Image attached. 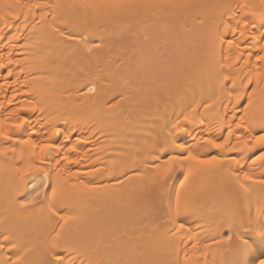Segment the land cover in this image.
<instances>
[{
	"label": "bare ground",
	"instance_id": "obj_1",
	"mask_svg": "<svg viewBox=\"0 0 264 264\" xmlns=\"http://www.w3.org/2000/svg\"><path fill=\"white\" fill-rule=\"evenodd\" d=\"M191 2L95 18L0 0V264L264 258L240 187L264 176V3Z\"/></svg>",
	"mask_w": 264,
	"mask_h": 264
},
{
	"label": "snow or ice",
	"instance_id": "obj_2",
	"mask_svg": "<svg viewBox=\"0 0 264 264\" xmlns=\"http://www.w3.org/2000/svg\"><path fill=\"white\" fill-rule=\"evenodd\" d=\"M264 3V0H262ZM74 7L82 8L86 14L91 15L95 18H105V17H112V16H124V15H135L142 12H148L155 9H191L194 7H198V5L191 2V0H79L78 4H74ZM12 5H9V8ZM30 7H40V5H34ZM3 17L0 16V19ZM229 46H231V42H229ZM95 91V89H92ZM252 101L249 100V104L251 105ZM239 127V125H237ZM58 131V130H57ZM27 143H33V141L29 140ZM212 143L214 147L221 148L222 145L218 143ZM257 143L264 145V135H261L257 138ZM53 147L51 144L44 145V150ZM264 158V157H262ZM178 157L172 156L171 159L167 162L171 165L173 162L178 161ZM187 160L195 161L197 164L200 165H210L213 163H218L215 157L212 160H202L199 159L197 156L192 155L191 153L188 154L186 157ZM73 161H69L72 163ZM41 188L47 187V174L45 173L42 177ZM245 180L251 181V185L245 186L241 184L240 187L244 189L245 192L249 193V199L251 203V196L254 194L255 196V203H256V212L258 216H264V176L259 178H254L250 175L245 174ZM253 185L258 187H253ZM52 193L55 196L57 189L53 187ZM39 194V193H37ZM31 200L25 201L24 204L31 203ZM177 206L179 208V197L177 200ZM184 225L180 224V228H183ZM259 235L264 238V225H262ZM231 239V237H228ZM245 245L248 244L247 240L243 241ZM246 251L251 252L250 248L246 249ZM58 260L59 257H56ZM258 264H264V258L259 259Z\"/></svg>",
	"mask_w": 264,
	"mask_h": 264
}]
</instances>
